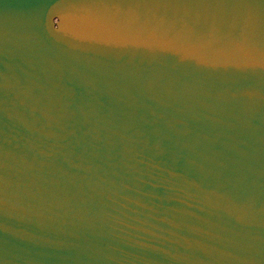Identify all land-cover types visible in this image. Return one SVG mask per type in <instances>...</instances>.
<instances>
[{
  "label": "water",
  "instance_id": "water-1",
  "mask_svg": "<svg viewBox=\"0 0 264 264\" xmlns=\"http://www.w3.org/2000/svg\"><path fill=\"white\" fill-rule=\"evenodd\" d=\"M0 264H264V0H0Z\"/></svg>",
  "mask_w": 264,
  "mask_h": 264
}]
</instances>
